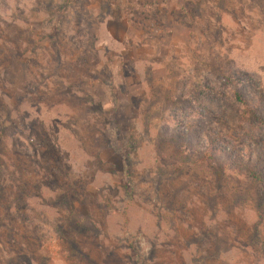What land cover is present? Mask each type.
<instances>
[{
	"label": "rangeland",
	"instance_id": "rangeland-1",
	"mask_svg": "<svg viewBox=\"0 0 264 264\" xmlns=\"http://www.w3.org/2000/svg\"><path fill=\"white\" fill-rule=\"evenodd\" d=\"M262 161L264 0H0V264H264Z\"/></svg>",
	"mask_w": 264,
	"mask_h": 264
},
{
	"label": "trees",
	"instance_id": "trees-1",
	"mask_svg": "<svg viewBox=\"0 0 264 264\" xmlns=\"http://www.w3.org/2000/svg\"><path fill=\"white\" fill-rule=\"evenodd\" d=\"M236 97H237L238 101H240V102L242 101L241 97H239L238 94L236 95ZM260 168H264V162L260 164ZM221 173L223 175L224 171L223 172L221 171ZM238 173L236 172L237 175H245V176H247L249 178H252V179H254V180L258 181V182H262V178L260 176V172H257L255 168H244L243 171L241 170V174H238Z\"/></svg>",
	"mask_w": 264,
	"mask_h": 264
}]
</instances>
